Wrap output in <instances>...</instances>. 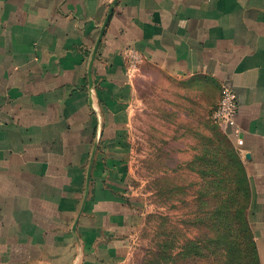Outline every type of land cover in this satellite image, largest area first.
<instances>
[{"label": "crops", "instance_id": "obj_1", "mask_svg": "<svg viewBox=\"0 0 264 264\" xmlns=\"http://www.w3.org/2000/svg\"><path fill=\"white\" fill-rule=\"evenodd\" d=\"M144 66L236 92L264 264V0H0V264H129Z\"/></svg>", "mask_w": 264, "mask_h": 264}, {"label": "rangeland", "instance_id": "obj_2", "mask_svg": "<svg viewBox=\"0 0 264 264\" xmlns=\"http://www.w3.org/2000/svg\"><path fill=\"white\" fill-rule=\"evenodd\" d=\"M142 71L129 171L143 221L129 264H148L152 250L173 232L184 264H248L252 191L240 152L213 119L222 89L210 79L184 84L148 66ZM240 198L243 225L234 205ZM220 238L229 240L231 252ZM253 241L262 264L255 236ZM196 246L206 249L196 252Z\"/></svg>", "mask_w": 264, "mask_h": 264}, {"label": "trees", "instance_id": "obj_3", "mask_svg": "<svg viewBox=\"0 0 264 264\" xmlns=\"http://www.w3.org/2000/svg\"><path fill=\"white\" fill-rule=\"evenodd\" d=\"M240 172H241V170H240ZM245 172H246V169H245ZM246 176H247V172H246ZM242 203H243V201L240 198L237 201H235V204H234L235 205V211L238 212V216L236 217V220L238 223L240 222V225H243L242 220L244 219L243 216H240V212H242L243 210L245 212V209H244ZM228 223H229V225H232L231 220H229ZM173 229L176 230V227H173ZM250 230L252 232V236L254 239V233H253V229L251 226H250ZM246 231H248V233H249V229L248 230L246 229ZM175 239H176L177 243H176ZM177 239L178 238L174 232L172 235V239H169V237L166 238L165 240L161 239V243L157 245L156 250L154 252L152 250L151 257L149 259L148 264H184V262L182 261V256H184L185 253L183 252L182 247L179 245V242ZM222 239L225 240L224 244H225L226 249L229 252H231V250L229 248L230 247L229 240H227L225 238H220V240H219L220 244H222ZM248 239H249V236L247 234V240ZM253 239H249V243L245 245L246 255L249 256L248 257L249 258L248 264H258L257 251H256V246H255ZM213 242H215V237L213 238V240L210 241V243H213ZM204 247L196 246L195 251L196 252H204L206 249V247L205 248ZM239 247H240V245L237 248L239 249ZM205 259L208 260V257Z\"/></svg>", "mask_w": 264, "mask_h": 264}, {"label": "built area", "instance_id": "obj_4", "mask_svg": "<svg viewBox=\"0 0 264 264\" xmlns=\"http://www.w3.org/2000/svg\"><path fill=\"white\" fill-rule=\"evenodd\" d=\"M129 59L130 69L136 68L140 62L138 54L131 52ZM238 110L239 103L236 92L232 88L224 86L220 102L213 113L214 122L227 132L229 128L236 125Z\"/></svg>", "mask_w": 264, "mask_h": 264}]
</instances>
